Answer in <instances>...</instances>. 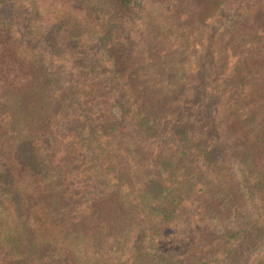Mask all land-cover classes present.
<instances>
[{
  "label": "trees",
  "instance_id": "obj_1",
  "mask_svg": "<svg viewBox=\"0 0 264 264\" xmlns=\"http://www.w3.org/2000/svg\"><path fill=\"white\" fill-rule=\"evenodd\" d=\"M99 1L101 21L88 9L58 26L83 60L87 35L99 48L68 87L39 47L0 36V264H264V0L223 84L211 52L192 76L156 53L159 36L126 65L114 42L143 0ZM221 3L176 0L168 20H213ZM99 60L100 88L89 84ZM49 127L65 130L55 147ZM163 139L174 142L165 152Z\"/></svg>",
  "mask_w": 264,
  "mask_h": 264
},
{
  "label": "rangeland",
  "instance_id": "obj_2",
  "mask_svg": "<svg viewBox=\"0 0 264 264\" xmlns=\"http://www.w3.org/2000/svg\"><path fill=\"white\" fill-rule=\"evenodd\" d=\"M259 1L263 0H225V3H221L213 20H208L202 16L196 21L185 22L177 15L175 22V20L168 19L174 13L176 0H143L140 6L132 9L130 17L123 21L124 29L114 42V47L121 49L122 54L119 59H127L126 65L144 61L149 58L148 53H146L147 48H155L154 39L159 36V42L162 39L163 42H161L160 49L157 48L156 53L165 54L176 65L184 64L188 74L192 76L197 70L199 57L211 52V57L216 56L217 59L210 66L215 67L221 76L219 81L223 84L225 78L237 77L230 67L235 61L233 53L235 55L236 52L244 54L251 50L248 46H250L252 38L249 39L247 34H243L237 43L238 38L236 36L246 30L247 21L251 16H260L259 10L254 9L253 6ZM99 2V0H76L72 2L6 0L3 9H0V36L9 35L16 47L20 44L23 48L29 44L39 47L38 55L44 60V66L48 67L49 70H57L61 75L63 86L68 87L75 81L80 68H84L86 72L92 70L91 61L97 59L99 48L94 49L93 38H88L87 35L84 45H86L89 58L83 60L80 58L81 53L69 49L68 44L62 42L65 39V34L62 32L63 36H60L61 29L58 26H62V23L68 24V19L71 21L81 20L85 17L88 9L92 10L93 14L92 19L89 20L99 19L98 22L101 21L104 14ZM221 14L222 20L218 22ZM63 27L65 28V26ZM214 29L218 30L216 36H213ZM254 47L257 51L264 50V38ZM43 50L46 51V54L40 53ZM225 55L230 57L229 64L226 62ZM207 61L210 63V59ZM95 63H97L98 68L93 73V77H97L99 80L98 83L90 81L89 84L99 88L105 87L107 85L106 75L109 71L105 70L104 67L107 66L103 64L104 61L102 65L100 60ZM239 72L245 75V69H240ZM83 79H86V82H83ZM193 81L194 78L192 77L191 82ZM79 83L80 85L87 84L88 79L82 77ZM259 94H262V91ZM113 112L115 115H119L117 107L114 108ZM48 121L46 123H49ZM128 130L135 134V129L132 126H129ZM63 131L65 130L61 128L49 127L46 141L51 140L52 147H55L58 145ZM149 144L147 139L143 140V147L149 146ZM173 146V141L162 140V152ZM43 147L45 149V146ZM260 205L263 206L264 203L260 202ZM253 211L254 209L242 211L241 215H237L233 219L232 227L243 226ZM193 215L194 213H190L188 217ZM187 229L186 225L180 228L181 231H187Z\"/></svg>",
  "mask_w": 264,
  "mask_h": 264
}]
</instances>
